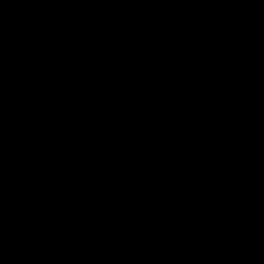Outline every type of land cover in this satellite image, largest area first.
<instances>
[{"label": "water", "instance_id": "water-1", "mask_svg": "<svg viewBox=\"0 0 264 264\" xmlns=\"http://www.w3.org/2000/svg\"><path fill=\"white\" fill-rule=\"evenodd\" d=\"M0 264H264V0H0Z\"/></svg>", "mask_w": 264, "mask_h": 264}]
</instances>
